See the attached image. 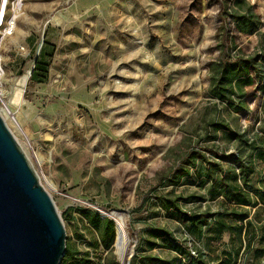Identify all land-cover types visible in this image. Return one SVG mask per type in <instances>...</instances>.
<instances>
[{
  "label": "rangeland",
  "instance_id": "rangeland-1",
  "mask_svg": "<svg viewBox=\"0 0 264 264\" xmlns=\"http://www.w3.org/2000/svg\"><path fill=\"white\" fill-rule=\"evenodd\" d=\"M226 1L4 0L0 116L41 177L67 246L82 260L119 264L114 243L105 251L98 233L76 212L97 211L74 201L126 214L127 261L140 264L146 230L177 227L162 213L148 216L146 202L158 186L156 173L168 168L163 155L179 131L201 141L205 122L222 120L248 138L258 135L264 92L248 90L240 114L205 97ZM245 1L260 23L258 33L243 36L231 24L226 29L249 55L264 49V0ZM10 22L11 35L2 37ZM39 53L47 74L29 85ZM215 145L230 156L238 148L220 134ZM227 240L223 236L220 243ZM148 253L163 261L175 258L164 248ZM250 258L243 253L238 263L249 264Z\"/></svg>",
  "mask_w": 264,
  "mask_h": 264
},
{
  "label": "trees",
  "instance_id": "trees-1",
  "mask_svg": "<svg viewBox=\"0 0 264 264\" xmlns=\"http://www.w3.org/2000/svg\"><path fill=\"white\" fill-rule=\"evenodd\" d=\"M220 11L223 26L216 37L218 55L208 68L205 97L222 104L225 112L240 114L248 90L264 92V49L243 54L226 25L231 24L243 36H252L258 33L260 23L245 0L226 1ZM46 74L47 64L39 53L28 84L40 83ZM261 116L258 135L252 138L245 131H233L222 120L205 122L201 141L179 131V140L163 155L168 168L156 173L158 186L152 189L153 199L146 202L152 208L148 216L162 213L177 227L148 228L141 241L146 254L137 257L140 264H239L243 253L251 255L245 259L251 260L249 264L264 262V99ZM218 134L237 145L236 154L227 155L226 149L215 145ZM76 212L98 233L102 248L111 251L113 221L87 208ZM223 236L228 239L225 244L220 243ZM65 246L59 264H91ZM159 248L170 250L175 258L163 261L148 253Z\"/></svg>",
  "mask_w": 264,
  "mask_h": 264
},
{
  "label": "water",
  "instance_id": "water-1",
  "mask_svg": "<svg viewBox=\"0 0 264 264\" xmlns=\"http://www.w3.org/2000/svg\"><path fill=\"white\" fill-rule=\"evenodd\" d=\"M65 238L51 197L0 116V264H59Z\"/></svg>",
  "mask_w": 264,
  "mask_h": 264
},
{
  "label": "bare ground",
  "instance_id": "bare-ground-1",
  "mask_svg": "<svg viewBox=\"0 0 264 264\" xmlns=\"http://www.w3.org/2000/svg\"><path fill=\"white\" fill-rule=\"evenodd\" d=\"M4 0H0V18L2 16V7H3ZM7 108V107H6ZM1 114V110H0ZM38 163L41 162L39 156H35ZM44 182L48 188L54 189L53 183L44 177ZM56 191V190H54ZM76 199V198H75ZM98 213L101 215L110 218L114 222L115 226V240H114V248L115 254L119 264H127V255H128V245L129 239L126 234V214L118 211H103L100 207L96 205H92ZM129 264V263H128Z\"/></svg>",
  "mask_w": 264,
  "mask_h": 264
},
{
  "label": "built area",
  "instance_id": "built-area-1",
  "mask_svg": "<svg viewBox=\"0 0 264 264\" xmlns=\"http://www.w3.org/2000/svg\"><path fill=\"white\" fill-rule=\"evenodd\" d=\"M2 20V19H1ZM1 24V22H0ZM12 22L9 23V27L8 29L7 28H4L2 30V37H5V36H9L11 35L12 33ZM3 74H4V63H3V57H2V53H1V43H0V104H3L4 103V91H3V84H2V77H3ZM37 177H38V180L40 182L41 180V177L36 173ZM41 184V183H40ZM75 203L79 204V206H83V207H86V206H89L91 208H94L92 206V204H89L87 202H78V201H74ZM95 209V208H94ZM96 210V209H95ZM98 212V211H97ZM191 255L194 256V253L191 252Z\"/></svg>",
  "mask_w": 264,
  "mask_h": 264
}]
</instances>
